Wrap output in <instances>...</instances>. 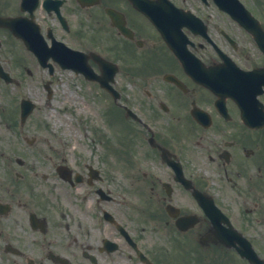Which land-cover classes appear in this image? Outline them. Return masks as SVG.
Here are the masks:
<instances>
[{"label": "flooded vegetation", "instance_id": "1", "mask_svg": "<svg viewBox=\"0 0 264 264\" xmlns=\"http://www.w3.org/2000/svg\"><path fill=\"white\" fill-rule=\"evenodd\" d=\"M0 67V264H264V50L216 0H0ZM40 71L92 89L63 149L20 129Z\"/></svg>", "mask_w": 264, "mask_h": 264}, {"label": "rangeland", "instance_id": "2", "mask_svg": "<svg viewBox=\"0 0 264 264\" xmlns=\"http://www.w3.org/2000/svg\"><path fill=\"white\" fill-rule=\"evenodd\" d=\"M55 78L57 79V77ZM42 79L41 82H38L37 87L29 89L30 97L38 103L46 101L45 90L42 88L41 84ZM74 82L71 83V86L75 84ZM89 90L91 89H88L87 91ZM68 91L71 90H68L63 86L57 87L54 97L49 103H47L48 106L45 107L44 105H40L37 111L34 112L29 120V124L25 127V132L37 131L38 133H45L48 135V138H53L54 140H59L58 137L64 136V134L66 139L79 137L68 136L67 133L69 131L66 128H72L73 125L78 122V120H74V115L78 114L80 108L89 110V104L93 99L90 97L91 94L87 93L86 96H84L82 91ZM94 106H96V104H94ZM97 110L99 111V109ZM93 123L94 121L92 120L91 124ZM70 133H73V131L71 130ZM55 147L63 149L62 144L57 142H55Z\"/></svg>", "mask_w": 264, "mask_h": 264}]
</instances>
